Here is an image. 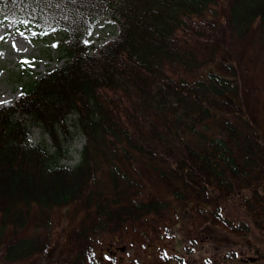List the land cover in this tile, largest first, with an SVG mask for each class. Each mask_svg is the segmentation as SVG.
Here are the masks:
<instances>
[{
	"label": "trees",
	"instance_id": "1",
	"mask_svg": "<svg viewBox=\"0 0 264 264\" xmlns=\"http://www.w3.org/2000/svg\"><path fill=\"white\" fill-rule=\"evenodd\" d=\"M102 15L120 32L94 53ZM0 20L63 31L67 57L0 106L4 261L100 264L104 236L189 212L264 244V0H0ZM229 201L250 223L223 215ZM67 207L82 216L53 261L52 212Z\"/></svg>",
	"mask_w": 264,
	"mask_h": 264
},
{
	"label": "rangeland",
	"instance_id": "2",
	"mask_svg": "<svg viewBox=\"0 0 264 264\" xmlns=\"http://www.w3.org/2000/svg\"><path fill=\"white\" fill-rule=\"evenodd\" d=\"M120 25L113 19L100 16L92 34L93 50L96 53L109 40L117 38ZM64 32L50 30L39 32L31 28H21L15 22L0 20V106L16 103L23 93L25 82L31 77L39 78L56 66L66 62ZM28 61V63H24ZM264 95V93H263ZM75 115H70L74 121ZM73 139L70 157L62 163L74 165L78 162L85 139L72 126ZM33 141L52 144L50 137L40 127L33 128ZM223 215L228 219L245 220L244 210L238 201H229L224 206ZM82 215H75L71 207L55 209L52 212L50 228V260L64 262L72 242L69 234L76 229ZM149 220L148 227L135 225L123 236H104L96 247V258L100 264H242L253 261L256 247L264 251L255 236L260 233L252 228L247 234L232 232L223 224L205 222L189 212V217L166 218L163 221ZM154 228V229H153ZM69 233V234H68ZM261 240V236H258ZM263 260L258 264H264ZM0 257V264H31L34 261L10 262ZM38 264H47L38 261ZM49 263V262H48ZM247 264V263H244Z\"/></svg>",
	"mask_w": 264,
	"mask_h": 264
},
{
	"label": "snow or ice",
	"instance_id": "3",
	"mask_svg": "<svg viewBox=\"0 0 264 264\" xmlns=\"http://www.w3.org/2000/svg\"><path fill=\"white\" fill-rule=\"evenodd\" d=\"M24 63H28V61H24Z\"/></svg>",
	"mask_w": 264,
	"mask_h": 264
}]
</instances>
